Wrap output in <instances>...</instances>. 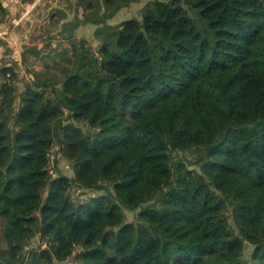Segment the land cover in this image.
Returning <instances> with one entry per match:
<instances>
[{
  "label": "trees",
  "instance_id": "1",
  "mask_svg": "<svg viewBox=\"0 0 264 264\" xmlns=\"http://www.w3.org/2000/svg\"><path fill=\"white\" fill-rule=\"evenodd\" d=\"M134 1L76 0L96 48L68 23L20 92L0 67V264H264V0L107 23ZM54 144L73 177L52 176Z\"/></svg>",
  "mask_w": 264,
  "mask_h": 264
},
{
  "label": "rangeland",
  "instance_id": "2",
  "mask_svg": "<svg viewBox=\"0 0 264 264\" xmlns=\"http://www.w3.org/2000/svg\"><path fill=\"white\" fill-rule=\"evenodd\" d=\"M24 2L15 13L13 12L14 14L12 13L13 17L7 19L6 26L10 34L5 36L4 39H0V67L9 65L14 67V70L18 73L16 82L18 92L23 89L26 83L33 80L32 71H41L44 68L43 61L51 66L47 55L50 57L65 48L69 49L70 40L63 38L61 30L69 27L73 21H80V24L73 30L75 36L83 39L93 49L97 45V40L93 35L96 26L82 20L86 14H89V10H85L81 5L78 6L76 0H24ZM146 2L147 0H137L129 3L127 6L120 8L107 20V23L118 24L130 18H140L141 10ZM9 3L13 5L12 1H9ZM22 14L23 16H21ZM190 14L191 17L196 18L193 13L190 12ZM68 23L69 25L66 27ZM34 45L40 47L41 54L34 57L26 53L28 59L23 63L22 54L24 49ZM50 68H52L50 72L55 70L52 66ZM15 104L17 105V99ZM48 168L52 176L65 175L73 177L71 165L61 156L56 144L49 150ZM87 192V190L73 188L70 196L76 200H83L88 195L98 194H88ZM133 218L134 213L126 212L127 220H133ZM1 222L0 231L3 225ZM31 241L27 249L33 247V241L37 242V239H31ZM250 251L251 247L246 246L244 250L245 258L249 256ZM52 264L71 263L63 261Z\"/></svg>",
  "mask_w": 264,
  "mask_h": 264
},
{
  "label": "crops",
  "instance_id": "3",
  "mask_svg": "<svg viewBox=\"0 0 264 264\" xmlns=\"http://www.w3.org/2000/svg\"><path fill=\"white\" fill-rule=\"evenodd\" d=\"M9 1H12L13 5H10ZM0 2L3 7V9L0 10V39H4L5 36L10 34V31H8V28L6 26L7 19L12 18V13H15L19 6L25 2H22L21 0H0ZM23 14L21 16H23Z\"/></svg>",
  "mask_w": 264,
  "mask_h": 264
}]
</instances>
